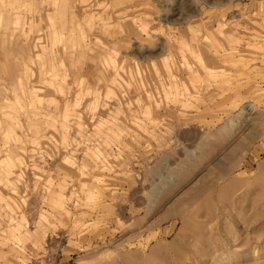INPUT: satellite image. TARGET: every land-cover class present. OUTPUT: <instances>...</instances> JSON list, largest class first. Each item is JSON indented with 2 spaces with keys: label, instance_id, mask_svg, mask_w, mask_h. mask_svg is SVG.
I'll list each match as a JSON object with an SVG mask.
<instances>
[{
  "label": "rangeland",
  "instance_id": "obj_1",
  "mask_svg": "<svg viewBox=\"0 0 264 264\" xmlns=\"http://www.w3.org/2000/svg\"><path fill=\"white\" fill-rule=\"evenodd\" d=\"M0 7V264H264V0ZM5 133L25 143L19 177Z\"/></svg>",
  "mask_w": 264,
  "mask_h": 264
},
{
  "label": "bare ground",
  "instance_id": "obj_2",
  "mask_svg": "<svg viewBox=\"0 0 264 264\" xmlns=\"http://www.w3.org/2000/svg\"><path fill=\"white\" fill-rule=\"evenodd\" d=\"M0 14H1V16L2 17H4V20H5V22L7 23L8 21H11V19H10V12L8 11H6L5 12V9L3 8V7H0ZM71 21H73V20H70V21H68V22H64L63 23V29H65L66 31H73L75 28H77L76 26L74 27L73 25H70V22ZM17 22V21H16ZM80 28V27H79ZM56 33H57V31L56 30H54V35L56 36ZM86 33V32H85ZM85 33H83V30H81L80 31V34H81V37H84L86 34ZM59 37L61 38V40H63V34L61 33V34H59ZM185 45H187L186 43H185ZM192 47V52L194 53V54H196L195 56L199 59V61L201 62V63H204V60H203V57H202V54L201 53H199L198 51L200 50V51H202V48H204V46H202L200 43H198V42H193L192 43V45H191ZM51 53V52H50ZM38 57H40V63H42L43 65L45 64V63H47V62H50V64H51V61L53 60V58H51L50 56H48V53H47V51H45V50H39L38 51ZM51 55H52V53H51ZM213 60H214V62H215V64H216V59H214V57H207V59H206V61L208 62V63H213ZM108 61L109 60H107L106 62L108 63ZM111 62V61H110ZM112 63V62H111ZM51 69V68H50ZM43 71H45V70H43ZM45 73H47V72H45ZM214 75H215V72L213 73ZM191 76H192V78L194 79V80H197L198 79V76H197V72H195L194 70L191 72ZM123 78V77H122ZM54 89H56V87H54ZM59 90H61L62 91V89L61 88H58ZM38 89L37 88H34V90H29V91H27L25 88L23 89V91H22V93L25 95L24 97H26V101L28 102H30V106L31 107H36V106H34L35 104H36V102H43V101H47V103H46V105L49 107H51L52 105L55 107V109H58V101L54 98V97H49V98H47V99H41L40 97H39V95H38ZM89 91V90H88ZM94 91V90H93ZM19 92L20 91H15V93H16V99L18 98L19 99V97H20V95H19ZM111 92H113V89H111V88H108V93H111ZM81 95H82V90H80L78 93H77V96H76V104H78V102H79V100H80V97H81ZM22 97V96H21ZM92 104V103H91ZM91 104H90V106H91ZM66 106H68V105H66ZM92 108H93V106H92ZM15 110H16V108H14ZM67 110V109H66ZM64 114V119L62 120V124L60 125V127H61V129H62V131L63 132H65V130H66V127H65V123H63V122H65L66 120V117L65 116H68L69 115V113H66V111L63 113ZM31 116H33V115H31ZM8 119H9V122H10V124L12 123V116H10V115H8ZM30 120V123H29V126H30V128L31 129H33V133H35V134H38L39 132H40V127L38 126V123H37V121H35L36 119H32V118H30L29 119ZM54 120L55 119H45V121L48 123V124H51V122H54ZM38 121H42V120H38ZM44 121V122H45ZM12 127V126H11ZM54 127V126H53ZM6 133H9L8 131L6 132ZM5 133V142L6 143H8L7 144V146L9 147V149H8V158L6 159V158H4V159H2L1 160V162H4V161H8L7 162V164H8V167L5 169V171L7 172V173H9L10 171H11V165L10 164H14V165H19V168H18V171H17V174H16V176L15 177H19L20 175H21V173H22V171H21V169L23 168V166H24V164H25V160H24V157H23V153H25L26 151H25V143H23V141L20 139V137H16V136H12V135H8V134H6ZM12 140H14V141H12ZM33 144H40V141H33ZM17 148H18V150H20L21 152H19L18 150H17ZM22 153V154H21ZM0 158H2V156L0 157ZM87 166H86V163L84 162V163H82V173L84 174V173H87V174H91V171L89 170V168H86ZM100 167H102V165H100ZM90 172V173H89ZM83 185H85L84 183H83ZM87 193H88V196L90 197V198H94V196L96 195L95 194V191H93L92 189H90V188H88L87 189ZM95 194V195H94ZM225 195V194H224ZM221 196H223V195H220L219 197L221 198L220 200L222 201L224 198H227L226 196L227 195H225L224 196V198L222 199V197ZM214 197V196H213ZM53 199H54V201H55V203L56 204H59L61 207H62V205H63V199H64V196H62V192H59L57 195H55L54 197H53ZM229 198H227L226 200H228ZM13 200H14V202H15V204H17L18 203V201L17 200H15V198H13ZM234 200V199H233ZM233 200H232V202L231 203H233ZM235 201H237L236 199H235ZM234 201V202H235ZM241 201V200H240ZM243 201V200H242ZM236 203V202H235ZM223 204H225L224 202H223ZM249 203H247V205H248ZM231 205V204H230ZM241 205H242V203H241ZM246 205V207H248ZM235 206V205H234ZM230 207V206H229ZM236 207H238V206H235V209H236ZM240 207V206H239ZM244 207H245V205H244ZM244 207L242 208L243 210H245L244 209ZM240 208V209H241ZM62 209H65V207L63 208L62 207ZM224 209H226V205H225V208ZM231 208H228V209H226V211L228 210V212L230 211L231 212V210H230ZM239 209V210H240ZM241 209V210H242ZM240 210V211H241ZM248 211L250 210V209H247ZM68 214H69V210L66 208V210H65ZM225 211V210H224ZM225 211V212H226ZM222 212V211H221ZM220 212V209H219V214L220 215H223L222 213ZM229 212V213H230ZM247 212V211H246ZM71 213V212H70ZM217 213V214H218ZM241 213H243L242 211H241ZM228 213H226V215H227ZM234 214V213H233ZM232 214V216L234 217L235 215H233ZM231 215V214H230ZM230 215L228 214V216L230 217ZM241 215V214H240ZM245 215V214H244ZM244 215L242 214V218H244ZM187 216H189V215H187ZM225 216V215H224ZM227 216V217H228ZM250 216V215H249ZM248 216V217H249ZM219 217V216H218ZM188 218H190V217H186V214H185V220L186 219H188ZM235 218V217H234ZM252 218V217H251ZM235 219H233L232 221H234ZM231 221V222H232ZM238 220H235V222H237ZM235 222H233V223H235ZM231 225H233V224H231ZM202 235L204 234V233H201ZM205 235H203V237H204ZM206 236L208 237L209 235H207L206 234ZM205 236V237H206ZM227 238V237H226ZM225 238V239H226ZM200 239H201V237H200ZM204 240H205V238H203ZM202 239V241L201 242H205L206 243V241H204ZM198 240H199V238H198ZM227 240V239H226ZM250 240V239H249ZM209 241V240H208ZM227 241H229V240H227ZM226 241V242H227ZM230 242V241H229ZM210 243V242H209ZM201 244V243H200ZM199 244V245H200ZM198 245V247H199V249H200V246ZM203 245V244H202ZM204 245H206L205 247H207L209 244H204ZM220 247V246H219ZM201 248H202V246H201ZM203 248H204V246H203ZM216 248H217V246H216ZM205 249V248H204ZM204 249L202 250V251H204ZM230 249V248H229ZM248 249V248H247ZM207 250V248L205 249V251ZM210 249H208V251H209ZM219 250H222V249H220L219 248ZM247 251V250H246ZM202 253V252H201ZM221 254H222V252H221ZM221 254H219L220 255V257H221ZM235 254V253H234ZM240 254V253H239ZM200 255V254H199ZM203 255V254H202ZM202 255H200V256H202ZM210 255V254H209ZM222 255H224V254H222ZM259 255V254H258ZM206 256H208L207 254H206ZM212 257H214L213 255H211ZM211 256H210V258H211ZM218 256V255H217ZM195 257H197V259H198V257L199 256H195ZM195 257H190V258H193L192 260H191V262L194 260V258ZM203 257H205L204 255H203ZM202 257V258H203ZM236 257V256H235ZM189 258V259H190ZM201 258V257H200ZM215 259H216V257H214ZM231 258V257H230ZM243 258V257H242ZM245 258V257H244ZM188 258H186L185 260H187ZM196 259V258H195ZM206 260H208L207 259V257H206ZM212 260V259H211ZM211 260H209V261H211ZM223 260H226V258H224V257H222V258H220L219 259V256H218V258L216 259V261H218V263L217 262H215V263H217V264H219V262H223ZM228 260V259H227ZM188 261V260H187ZM194 262V261H193ZM190 263V264H195L196 263V261L194 262V263ZM197 262H200L199 261V259L197 260ZM204 262H205V260H204ZM206 263H207V261H206ZM213 263V262H212ZM220 263V264H221ZM188 264V263H187ZM200 264V263H199Z\"/></svg>",
  "mask_w": 264,
  "mask_h": 264
}]
</instances>
